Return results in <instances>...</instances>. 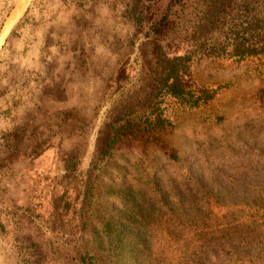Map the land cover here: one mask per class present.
<instances>
[{
	"label": "rangeland",
	"instance_id": "obj_1",
	"mask_svg": "<svg viewBox=\"0 0 264 264\" xmlns=\"http://www.w3.org/2000/svg\"><path fill=\"white\" fill-rule=\"evenodd\" d=\"M21 1L0 0V264H264V51L219 53L264 36V5ZM158 48L192 55L183 102Z\"/></svg>",
	"mask_w": 264,
	"mask_h": 264
},
{
	"label": "trees",
	"instance_id": "obj_2",
	"mask_svg": "<svg viewBox=\"0 0 264 264\" xmlns=\"http://www.w3.org/2000/svg\"><path fill=\"white\" fill-rule=\"evenodd\" d=\"M244 5L248 7L250 3L264 5V0H247V3ZM172 4H170L168 8V12L165 16H163L159 21L152 23L150 26H155L153 29V34L156 36L155 40L160 39L161 37L166 36L167 33H170L177 26L176 20L179 15L178 10H171ZM252 9V8H251ZM253 9L251 10V12ZM260 15V14H258ZM174 19V20H173ZM256 24L258 23L261 27H264L262 19H256ZM216 24L212 20H208L206 26H215ZM251 24L243 25V27L236 32L235 37L233 38L232 50L231 52L226 53L224 50H220L219 53L222 55H227L228 57H235L238 59L245 58L248 56L257 55V52L264 51V36L257 39L256 43L260 45H256V43L251 42V38L257 35L249 34V30ZM257 29V27H255ZM158 37V38H157ZM160 53V61L163 65L161 77H162V87L170 96L178 98L180 100H184L185 90L189 87L191 82V77L189 75V63L191 61L192 55L189 56H177L176 54L169 55L168 53L163 52L161 48H158ZM217 51V49L215 50ZM212 52V55H215L216 52ZM218 52V51H217ZM203 96L199 98V100L207 101L206 92L202 91ZM198 100V101H199Z\"/></svg>",
	"mask_w": 264,
	"mask_h": 264
},
{
	"label": "water",
	"instance_id": "obj_3",
	"mask_svg": "<svg viewBox=\"0 0 264 264\" xmlns=\"http://www.w3.org/2000/svg\"><path fill=\"white\" fill-rule=\"evenodd\" d=\"M29 1H30V0H29ZM29 1H28V2H29ZM28 2H27V4H28ZM27 4H26V6H27ZM26 6H25V8H26ZM25 8L23 9L22 13L25 11ZM22 13H21V14H22ZM21 14H20V15H21ZM17 19H18V18H17ZM17 19H16V20H17ZM15 22H16V21H15ZM15 22H14V23H15ZM14 23H13V25H14ZM13 25H12V26H13ZM12 26H11V27H12ZM10 29H11V28H10ZM10 29H9V31H10ZM9 31H8V32L6 33V35L4 36V39H5V37L7 36V34L9 33ZM4 39H3V41H4ZM3 41H2V42H3ZM1 44H2V43H1Z\"/></svg>",
	"mask_w": 264,
	"mask_h": 264
},
{
	"label": "bare ground",
	"instance_id": "obj_4",
	"mask_svg": "<svg viewBox=\"0 0 264 264\" xmlns=\"http://www.w3.org/2000/svg\"><path fill=\"white\" fill-rule=\"evenodd\" d=\"M26 0H22L21 3H20V7L16 10L17 13L19 12L20 9H22L24 3H25ZM15 14V13H14Z\"/></svg>",
	"mask_w": 264,
	"mask_h": 264
}]
</instances>
